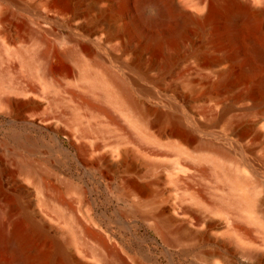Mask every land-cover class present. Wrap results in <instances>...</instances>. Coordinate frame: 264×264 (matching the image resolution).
<instances>
[{"label": "bare ground", "instance_id": "6f19581e", "mask_svg": "<svg viewBox=\"0 0 264 264\" xmlns=\"http://www.w3.org/2000/svg\"><path fill=\"white\" fill-rule=\"evenodd\" d=\"M0 114L65 135L190 264H264V0H0ZM10 135L0 264H92L90 238L126 264L61 194L60 146Z\"/></svg>", "mask_w": 264, "mask_h": 264}, {"label": "rangeland", "instance_id": "374dc122", "mask_svg": "<svg viewBox=\"0 0 264 264\" xmlns=\"http://www.w3.org/2000/svg\"><path fill=\"white\" fill-rule=\"evenodd\" d=\"M237 107L242 109L246 105L239 104ZM243 119L249 122L252 117L247 115ZM24 127L0 114V142L14 145L10 134L13 129H19L46 144H58L59 150L50 155V166L56 171L54 178L58 176L72 183L71 187L62 189L61 194L69 204L74 203L77 209L79 208L80 216L107 238L117 256L122 257L126 264H190L191 254L187 251L194 248L187 245L174 246L168 243L146 221L141 219L130 221L125 214L126 202L117 199L107 186V182L112 181L111 178H101L83 167L78 160L77 152L70 146L65 135L52 134L51 131L39 126L38 128ZM260 130L263 128L260 127ZM245 144L254 146L250 139ZM254 156L263 158L264 153L260 148H255ZM159 160L168 163L173 161L167 157H160ZM19 179L27 183L28 192L25 196L28 197V204L36 206L34 184L23 180L21 176ZM1 183L7 192L15 189L8 178H4ZM86 243L87 248L83 253H77L78 256L92 264L102 262V251L98 249L97 240L90 238Z\"/></svg>", "mask_w": 264, "mask_h": 264}]
</instances>
